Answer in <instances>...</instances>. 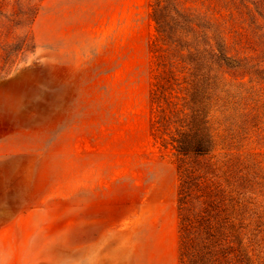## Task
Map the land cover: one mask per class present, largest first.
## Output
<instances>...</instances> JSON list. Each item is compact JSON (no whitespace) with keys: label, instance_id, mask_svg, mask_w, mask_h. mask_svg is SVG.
<instances>
[{"label":"rangeland","instance_id":"rangeland-1","mask_svg":"<svg viewBox=\"0 0 264 264\" xmlns=\"http://www.w3.org/2000/svg\"><path fill=\"white\" fill-rule=\"evenodd\" d=\"M0 264H264V0H0Z\"/></svg>","mask_w":264,"mask_h":264},{"label":"trees","instance_id":"trees-1","mask_svg":"<svg viewBox=\"0 0 264 264\" xmlns=\"http://www.w3.org/2000/svg\"><path fill=\"white\" fill-rule=\"evenodd\" d=\"M185 143L180 142V145L178 146L179 151L184 152V153H189V152H194L196 154H205L208 153L210 151L211 148V143L209 139H205L203 140V142H201L199 145H197V147H193V149H186L185 147Z\"/></svg>","mask_w":264,"mask_h":264}]
</instances>
